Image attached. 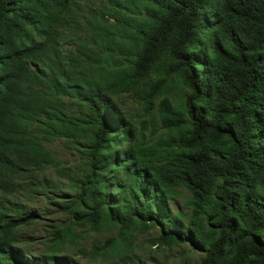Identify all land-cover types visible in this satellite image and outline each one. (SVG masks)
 Listing matches in <instances>:
<instances>
[{"label":"trees","instance_id":"obj_1","mask_svg":"<svg viewBox=\"0 0 264 264\" xmlns=\"http://www.w3.org/2000/svg\"><path fill=\"white\" fill-rule=\"evenodd\" d=\"M162 54L181 72L190 139L156 162L109 92L118 65L146 77ZM58 121L89 139L77 190L93 217L158 224L164 241L204 253L201 264H264V0H0V264H78L30 259L15 236L38 213L10 197L52 162L31 127L53 135ZM37 185L52 190L47 177ZM179 186L194 201L186 226L168 205Z\"/></svg>","mask_w":264,"mask_h":264},{"label":"rangeland","instance_id":"obj_2","mask_svg":"<svg viewBox=\"0 0 264 264\" xmlns=\"http://www.w3.org/2000/svg\"><path fill=\"white\" fill-rule=\"evenodd\" d=\"M88 1L95 9L103 3ZM113 67L108 65L110 70ZM110 79L116 85L111 86L109 96L128 122L134 135L132 143L142 154L152 161L165 162L180 151L190 136L189 125L181 115L187 91L176 63L162 54L146 77H138L126 66L118 65ZM67 103L68 108L76 109ZM45 125L43 122L31 129L50 152L52 162L36 178L23 176L25 186L10 197L30 212L38 213L31 224L15 230L17 245L30 259L60 253L78 264H201L204 253L189 243L164 241L158 224L139 220L120 224L105 212L93 217L92 210L81 203L77 190L79 181L89 173V139L71 138L59 121L53 135L45 132ZM45 177L51 181V191L42 186L38 189L37 184H44ZM193 202L184 187L172 191L169 210L181 219V226L193 220ZM209 216H201L200 228L207 239H213L217 232L209 223Z\"/></svg>","mask_w":264,"mask_h":264}]
</instances>
